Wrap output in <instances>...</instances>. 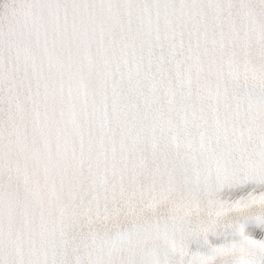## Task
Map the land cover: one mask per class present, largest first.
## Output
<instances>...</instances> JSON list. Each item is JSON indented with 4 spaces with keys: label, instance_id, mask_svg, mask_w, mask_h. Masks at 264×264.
Segmentation results:
<instances>
[{
    "label": "snow or ice",
    "instance_id": "snow-or-ice-1",
    "mask_svg": "<svg viewBox=\"0 0 264 264\" xmlns=\"http://www.w3.org/2000/svg\"><path fill=\"white\" fill-rule=\"evenodd\" d=\"M0 264H264V0H0Z\"/></svg>",
    "mask_w": 264,
    "mask_h": 264
}]
</instances>
